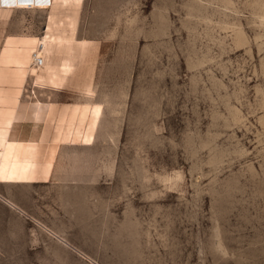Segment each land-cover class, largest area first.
Instances as JSON below:
<instances>
[{"label": "rangeland", "instance_id": "1", "mask_svg": "<svg viewBox=\"0 0 264 264\" xmlns=\"http://www.w3.org/2000/svg\"><path fill=\"white\" fill-rule=\"evenodd\" d=\"M43 35L45 60L75 57L46 127L63 141L49 167L0 161V264H264V0L0 10V116Z\"/></svg>", "mask_w": 264, "mask_h": 264}, {"label": "crops", "instance_id": "2", "mask_svg": "<svg viewBox=\"0 0 264 264\" xmlns=\"http://www.w3.org/2000/svg\"><path fill=\"white\" fill-rule=\"evenodd\" d=\"M0 10L4 9L0 8ZM22 27V25L15 24L14 29H16V31H20L22 30ZM4 40H6V37ZM5 43L6 42H3V45L0 48L1 68H6L5 64L3 65V63H1V58L3 55L1 54V50L4 49ZM46 58V60L50 64L56 63L71 65L75 61L74 57L70 63L64 62L62 61L59 53L49 55ZM17 64H20V62ZM56 91L57 90L50 88H36L35 94L33 95H35V98H38L41 103H36L31 100L19 99L18 93V101L15 103V105L7 113L4 112L3 115L0 116V121L4 123V128H2L1 130L2 134H0L1 162H14L15 164L20 162L21 164H28L29 166L31 163H38L45 160L46 165H48L49 167V164H51L52 160L51 158H49L48 155L50 152V148L57 145V143H62L63 141L59 140V138L58 141L55 137H53L54 140H49L46 131L47 123L55 117L54 105L58 103L57 99L55 98ZM4 92L7 95H12L14 89L4 88ZM48 94H50V99L48 98ZM28 166H23V168H19L21 172L20 170L14 172L15 177L23 175V169H25L26 174ZM41 175H43L42 172H39L36 178L42 177ZM36 178L32 180H35ZM1 202L5 205V207L9 208L10 210L25 213L24 210L18 206L17 202L14 199H8L4 197V200Z\"/></svg>", "mask_w": 264, "mask_h": 264}, {"label": "bare ground", "instance_id": "3", "mask_svg": "<svg viewBox=\"0 0 264 264\" xmlns=\"http://www.w3.org/2000/svg\"><path fill=\"white\" fill-rule=\"evenodd\" d=\"M51 4V0H0V8L4 9V10H9L11 12L13 11H17V10H24V9H38V10H43L46 9L50 6ZM4 42H6V40H4ZM31 42H34L31 40ZM38 42L39 44V49L37 50V52L33 53L32 56V64L34 67V73L36 74H29L30 71H28V66L25 67L23 66V62H20V64L16 67V72L22 77V81H21V86L19 88V97L21 96V98H26V96L30 97L32 96V94H35V87L36 88H50V89H55L57 90L60 84V76H62L63 73H65V69H67L70 66H66V65H50V64H46L44 63L45 61V56L43 53V50H46L48 48V45L51 44V39L46 38V36H41L39 37V39L36 41V43ZM35 46V42L33 43ZM4 53V49L1 50V54ZM27 52H20L19 56L22 57L23 59H26L27 56ZM32 52L29 54L31 55ZM35 56H40L42 58V63L41 65H35L34 64V58ZM63 71H62V70ZM37 71V72H35ZM39 73H42L41 75L43 77H45V81L42 80V77ZM29 83L31 84L30 89H26L24 87L25 83ZM32 84L34 86H32ZM94 93V89L93 88H88L85 91V94L87 96L85 97L83 102L84 104H91L92 101L90 100L91 94ZM48 98L50 99V94H48ZM33 102L36 103H41V101L38 98H35L34 100L29 99ZM53 102V101H52ZM51 102V103H52ZM74 142V141H73ZM58 146V145H57ZM57 150V149H56ZM51 151V150H50ZM56 153L54 154V160H55V156L57 154V151H55ZM53 153V152H52ZM24 155V154H23ZM3 161V160H2ZM17 161V160H16ZM53 166V163H52Z\"/></svg>", "mask_w": 264, "mask_h": 264}, {"label": "built area", "instance_id": "4", "mask_svg": "<svg viewBox=\"0 0 264 264\" xmlns=\"http://www.w3.org/2000/svg\"><path fill=\"white\" fill-rule=\"evenodd\" d=\"M34 64L35 65H41V63H42V58L40 57V56H35V58H34Z\"/></svg>", "mask_w": 264, "mask_h": 264}]
</instances>
